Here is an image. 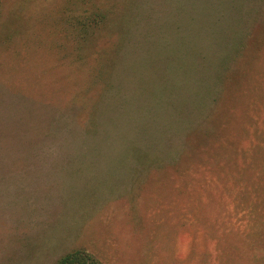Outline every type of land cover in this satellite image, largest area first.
I'll use <instances>...</instances> for the list:
<instances>
[{"label":"rangeland","instance_id":"374dc122","mask_svg":"<svg viewBox=\"0 0 264 264\" xmlns=\"http://www.w3.org/2000/svg\"><path fill=\"white\" fill-rule=\"evenodd\" d=\"M150 2L103 71L114 89L96 122L17 93L0 48V264H51L75 246L103 264H231L227 243L264 247V0ZM113 29L127 32V9ZM230 78L210 117L206 92ZM186 132L204 161L164 167Z\"/></svg>","mask_w":264,"mask_h":264},{"label":"trees","instance_id":"16d2710c","mask_svg":"<svg viewBox=\"0 0 264 264\" xmlns=\"http://www.w3.org/2000/svg\"><path fill=\"white\" fill-rule=\"evenodd\" d=\"M3 1L5 0H0V48L12 62L10 65L17 66V93L32 96L37 101L57 107L74 105L78 108V117L85 118L89 123L95 121L99 103L110 90L114 89L113 78L111 79L109 75V81L105 80L103 71L105 67L111 69L110 58L113 55L118 57L124 50L126 39L128 40L130 34L132 36L138 29L139 22L141 18L143 19L139 9H144L147 1L151 4L152 0H13L9 9L3 5ZM19 3L25 7H19L17 5ZM52 7L58 9L54 18L49 14V8ZM12 8L14 11L7 13ZM125 9L127 32L121 35L113 29V25L118 18L124 16ZM116 15L119 17L114 19ZM5 16H9L8 20H5ZM130 39L131 37L127 45ZM260 44L262 45L259 51L264 47V39ZM255 49L257 50V47ZM198 57L201 58L202 55ZM51 74L55 75L54 80ZM231 81L230 78L221 83L213 95L209 93L212 89L206 92L205 103L210 117L213 108L220 102L216 103L217 96L229 90ZM1 82L6 87L9 86L6 78ZM22 82L31 85L30 91L20 87ZM33 85H38V88ZM226 95L227 93L222 98ZM89 128L93 129L91 124ZM185 134L186 145L183 154L169 158L163 164L164 167L171 166L180 159L183 162H187L188 159L204 161V152L200 148L204 143L201 144L200 138H197L199 141L195 144L190 142L191 137L195 139L199 135H191L188 132ZM219 134L210 130L202 132L200 136L204 138L203 142L206 139L215 141ZM188 144L189 147H186ZM231 160L232 158H229L228 162ZM152 167L158 168L155 165L143 168L147 171V176H151L149 170ZM136 189L137 187L134 192ZM260 207L264 210V197ZM262 222L264 223V215ZM258 244L253 243L244 249L241 245L227 243L226 249L231 250L234 256L231 264H238L239 256L244 260L248 253L254 258L252 264H264V247ZM51 264L103 263L91 250L75 246L66 249Z\"/></svg>","mask_w":264,"mask_h":264}]
</instances>
